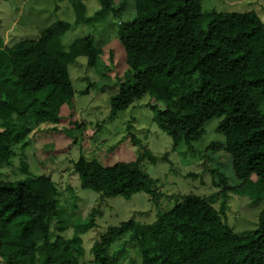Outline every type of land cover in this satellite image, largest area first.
<instances>
[{
    "label": "trees",
    "instance_id": "trees-1",
    "mask_svg": "<svg viewBox=\"0 0 264 264\" xmlns=\"http://www.w3.org/2000/svg\"><path fill=\"white\" fill-rule=\"evenodd\" d=\"M99 2L102 13L120 19L117 35L132 75L130 81L115 80L116 90L107 89L112 112L149 95L154 121L172 136L174 147L191 146L210 121L219 119L216 130L223 139L208 148L228 153L236 182L230 184L224 173L212 169L223 193L235 190L255 201L264 199V22L257 12L204 11L201 0ZM74 9L77 23L90 19L82 1ZM126 13L133 16L122 21ZM70 28L59 20L38 38L11 46L0 38V168L14 155L15 145H28L33 126L60 122L62 107L76 93L69 64L79 57L90 68L98 64L101 49L93 35L64 46L62 37ZM74 169L84 189L127 199L146 192L157 199L155 179L140 159L104 165L82 155ZM59 195L45 174L0 179V256L5 262L110 264L117 258L118 251L110 254L114 244L123 239L122 251L129 243L137 248L139 258L131 264H264V210L256 230L238 233L224 220L226 202L219 210L195 193L151 223L129 219L110 226L93 248L95 260L85 261L80 233L64 234L68 225Z\"/></svg>",
    "mask_w": 264,
    "mask_h": 264
},
{
    "label": "rangeland",
    "instance_id": "rangeland-1",
    "mask_svg": "<svg viewBox=\"0 0 264 264\" xmlns=\"http://www.w3.org/2000/svg\"><path fill=\"white\" fill-rule=\"evenodd\" d=\"M77 1L0 0V38L6 46L38 38L45 28L64 20L71 24L62 37L65 47L91 34L101 49L95 67L90 68L85 57L69 64L76 91L73 102L62 107L58 124L33 126L27 138L28 145L25 148L22 144L15 145L14 155L0 168V179L15 181L42 174L50 176L60 191L59 208L68 225L64 234L72 237L76 232L80 233L86 250L85 261L95 260L93 248L110 226L129 219L151 223L189 193L207 197L219 210L226 202L223 217L234 231L256 230L264 210V199L255 201L235 190L223 193L217 173L211 171L219 169L230 184L236 183L228 153L223 148H208L212 142L223 139L216 130L219 119L210 121L202 138L191 146L182 143L174 147L172 136L154 121L155 111L151 106L154 101L149 95L125 110L112 112L107 89L114 91L118 88L115 80L132 79L128 74L125 49L117 35L120 19L102 13L99 0H80L90 19L77 23L74 9ZM201 2L204 11L253 10L264 22V0ZM132 16L126 13L122 21L130 20ZM86 88L88 91L82 92ZM82 155L95 158L104 165L118 160L140 159L143 168L155 179L157 199L146 192L135 193L127 199L82 188L74 169L75 162ZM151 156L156 158L155 162ZM253 178L257 177L254 175ZM53 223L57 227L61 225L57 218ZM122 240L114 244L110 254L118 251L117 258L110 264H131L132 260L139 258L134 243L121 250ZM0 264L8 263L0 256Z\"/></svg>",
    "mask_w": 264,
    "mask_h": 264
}]
</instances>
